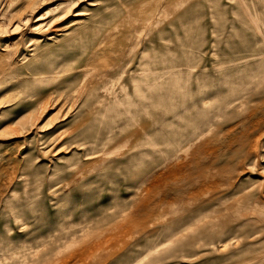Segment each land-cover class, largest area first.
Returning <instances> with one entry per match:
<instances>
[{
  "label": "rangeland",
  "instance_id": "374dc122",
  "mask_svg": "<svg viewBox=\"0 0 264 264\" xmlns=\"http://www.w3.org/2000/svg\"><path fill=\"white\" fill-rule=\"evenodd\" d=\"M0 2V264H264V0Z\"/></svg>",
  "mask_w": 264,
  "mask_h": 264
},
{
  "label": "bare ground",
  "instance_id": "6f19581e",
  "mask_svg": "<svg viewBox=\"0 0 264 264\" xmlns=\"http://www.w3.org/2000/svg\"><path fill=\"white\" fill-rule=\"evenodd\" d=\"M5 1V0H4ZM43 2V1H42ZM1 3V2H0ZM1 5V4H0ZM2 6V5H1ZM1 8V7H0ZM5 8V7H4ZM7 8V7H6ZM33 8H34V6H33ZM30 9H31V6H30ZM33 12V11H32ZM30 15V14H29ZM24 16V15H23ZM62 16H63V14L62 15H60V16H58L57 17V19L56 20H61V18H62ZM30 17V16H29ZM23 19V18H22ZM26 19V18H25ZM40 18L39 17H37V18H35V22H37L38 20H39ZM24 20V19H23ZM31 20V19H30ZM19 21H21L20 20V18H19ZM30 22V21H29ZM21 23V22H20ZM50 25H45V29H47L48 27H49ZM22 28V27H21ZM29 28H30V26H29ZM41 28H42V26H41ZM30 30V29H29ZM23 31V30H22ZM25 31V30H24ZM7 34H8V32H7ZM15 35V34H14ZM18 35V34H17ZM13 36V35H12ZM2 38V37H1ZM18 38V37H17ZM16 38V39H17ZM46 38V37H45ZM3 39V38H2ZM47 39L48 40H51V37L49 36V37H47ZM10 40H14V39H10ZM10 40L9 39H6V41H0V42H2L1 44H2V49L3 50H1L2 52H5V53H7L6 52V49L5 48H7V47H10V45H9V42H10ZM53 42V41H52ZM16 43V45L19 47V45H21L22 46V44H20V42L19 41H14L13 43H11L12 45H14ZM19 45H18V44ZM21 43H22V41H21ZM29 43V42H28ZM15 45V46H16ZM16 46V47H17ZM26 46V45H25ZM27 47H29V51H33V49L35 48V45L33 44V45H27ZM38 48V47H37ZM25 50V49H24ZM15 52V51H14ZM14 52H10V53H7V54H4V55H0V65L2 66V65H4V64H2L3 62L2 61H4V62H6V60H8L9 61V59H11V60H13V58L15 59L16 58V53H14ZM18 52V51H17ZM24 55V54H23ZM24 60V59H23ZM7 61V62H8ZM19 61V60H18ZM17 61V62H18ZM87 62H88V60H87ZM118 62V61H117ZM10 61H9V65H10ZM8 64V63H7ZM18 64V63H17ZM16 64V65H17ZM23 64V63H22ZM5 66H6V63H5ZM8 66V65H7ZM4 67V66H3ZM9 67V66H8ZM1 69H2V67H1ZM8 69V68H7ZM5 71H6V69H4ZM3 71V70H2ZM4 71V72H5ZM84 252V251H83ZM82 252V253H83ZM82 253H80V254H82ZM62 264H66L65 263V261H63V263Z\"/></svg>",
  "mask_w": 264,
  "mask_h": 264
}]
</instances>
